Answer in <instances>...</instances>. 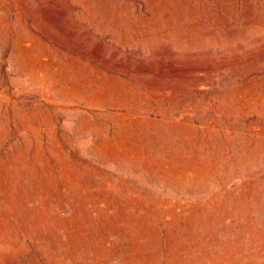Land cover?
<instances>
[{
	"label": "rangeland",
	"instance_id": "1",
	"mask_svg": "<svg viewBox=\"0 0 264 264\" xmlns=\"http://www.w3.org/2000/svg\"><path fill=\"white\" fill-rule=\"evenodd\" d=\"M0 264H264V0H0Z\"/></svg>",
	"mask_w": 264,
	"mask_h": 264
}]
</instances>
